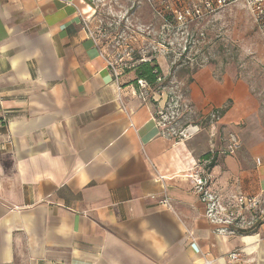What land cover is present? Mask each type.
<instances>
[{"label": "crops", "instance_id": "0c3cea01", "mask_svg": "<svg viewBox=\"0 0 264 264\" xmlns=\"http://www.w3.org/2000/svg\"><path fill=\"white\" fill-rule=\"evenodd\" d=\"M94 8L0 0V264H264V218L218 233L192 178L216 197L250 196L243 160L216 156L214 126L171 137L156 121L163 101L140 97L134 70L119 92L102 39L90 35ZM187 85L201 115L244 98L216 94L210 65Z\"/></svg>", "mask_w": 264, "mask_h": 264}, {"label": "rangeland", "instance_id": "374dc122", "mask_svg": "<svg viewBox=\"0 0 264 264\" xmlns=\"http://www.w3.org/2000/svg\"><path fill=\"white\" fill-rule=\"evenodd\" d=\"M93 2L95 8L90 24L95 31L108 30L102 44L111 56L128 61L126 46L134 36L139 44L131 55L133 65L138 64L136 59L140 62L143 51L146 60H165L172 80L179 83L186 97L190 94L187 85L190 77L207 65L212 66V77L218 87L216 94L226 92L244 96L241 104L231 99L208 115H201L190 103L189 112L169 120L177 130H187L191 126L202 131L214 126L213 134H209L212 138H219L216 156L243 160L239 165L249 171V184L256 187L250 197L260 200L258 217L254 219L255 213H252L254 229L264 218V198L259 184L260 172L264 171V36L250 10L237 3V6L220 11L216 21L207 19L193 24L188 35H175L172 31L161 35L165 21L159 19L143 0ZM111 28H118L115 42ZM184 41L187 42L186 51L180 48ZM216 111L218 119L213 118ZM234 141H237L238 148L230 151Z\"/></svg>", "mask_w": 264, "mask_h": 264}, {"label": "built area", "instance_id": "2783aa9c", "mask_svg": "<svg viewBox=\"0 0 264 264\" xmlns=\"http://www.w3.org/2000/svg\"><path fill=\"white\" fill-rule=\"evenodd\" d=\"M142 1V0H139ZM148 3L151 7L153 13L161 20H164V31L173 32L185 36L190 34V29L193 24L204 21L210 17H214L219 14L220 11L236 5L237 3H242L245 8L250 10L253 20L256 23L259 31L264 36V0H143ZM118 28H111L112 36H114V42L117 40V30ZM108 33V30L101 28L96 34L90 31V35L96 39H103ZM96 35V37H95ZM136 38L131 37L130 42H133ZM184 40V38L182 39ZM180 48L183 51L187 50V42L184 41L180 44ZM128 50L127 54L130 57L128 61L125 62L124 59L115 58L111 56L106 48V61L108 67L110 68L115 82L118 84V90L120 92V78L124 74L126 69H133L135 65L132 62L131 55L137 51L132 43L126 46ZM145 51L141 56L140 61H150L146 60ZM132 62V63H131ZM166 77L163 75L158 78L157 90H152L151 87L145 80H138L137 85L140 89V97L143 100L152 99L157 102L163 101V105L160 106L156 121L157 124L163 128L168 134L173 138H186L187 130H177L172 126V122L169 119H175L177 115L185 114L191 109L190 102L188 101L185 94H183L179 83L173 80L167 81ZM2 98L0 95V106ZM213 118L218 119V112L213 114ZM2 120L0 119V124ZM171 125V126H169ZM187 134V135H186ZM238 148L237 141L229 147L230 151ZM196 184V191L200 194L202 201L206 204V216L215 225L219 226L217 232L224 234H237L242 231L253 230L252 228V213L254 219L257 216V210L260 208V200L257 197H250L248 195H237L232 198H222L213 196L208 191V180L199 177L195 174L192 177ZM163 177L158 176L157 180L162 183ZM161 204L167 208H172L170 199L166 195L165 188ZM250 218H246V216ZM238 257V253L234 252L229 255L231 260ZM204 264H212L208 259L204 260Z\"/></svg>", "mask_w": 264, "mask_h": 264}, {"label": "trees", "instance_id": "16d2710c", "mask_svg": "<svg viewBox=\"0 0 264 264\" xmlns=\"http://www.w3.org/2000/svg\"><path fill=\"white\" fill-rule=\"evenodd\" d=\"M137 60V65L134 66L132 70H134L136 74V85L138 80H145L152 90H157L158 84L157 80L159 77L163 76L162 70L158 64V62L153 59L150 61H140ZM135 61V60H134ZM208 157V156H207ZM216 165V157L211 161L210 167H214Z\"/></svg>", "mask_w": 264, "mask_h": 264}]
</instances>
